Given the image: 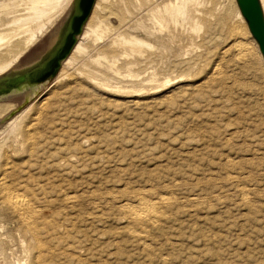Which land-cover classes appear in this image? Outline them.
<instances>
[{"label": "rangeland", "instance_id": "rangeland-1", "mask_svg": "<svg viewBox=\"0 0 264 264\" xmlns=\"http://www.w3.org/2000/svg\"><path fill=\"white\" fill-rule=\"evenodd\" d=\"M3 1L9 0H0ZM121 1L130 3V0ZM121 1L109 0L102 6L107 8V12L117 13L121 18L124 16L122 6H125ZM205 1L203 9H200L204 16L206 13L213 14L217 5L230 4V0ZM66 14L67 11L56 18L45 35L22 55L18 65L25 67L47 52L53 32ZM114 18L117 19V16ZM116 19H113V24L117 26ZM246 28L250 33L247 24ZM222 30L217 27L216 32L208 31V34H205V30L196 37L189 35L188 42H180V46L173 45L170 67L154 63L157 80L160 79L153 86L156 93L137 89L135 91L144 92L138 93L134 100L124 99L122 96L131 91L129 86L114 80L109 82L110 89L90 85L83 75L80 76L78 63L69 70L72 77L68 80L71 83L59 84L55 88L57 95L51 94L54 77L30 101L25 103V94L8 101L17 107L14 114L2 121L3 125L0 124L1 142L10 131L1 129L9 121L23 115L22 112L28 111L35 102L42 103L46 98H50L49 111L53 110L49 114H56L57 120L65 119L64 127L71 135L61 137L63 142L60 147L48 150L58 153L57 148L65 147L61 155L63 158L56 157L59 162L57 169L34 166L38 163L37 158L26 155L23 145L20 148L21 140L11 135L2 144L1 168L7 162L14 161L21 166V170L33 164L31 172L39 181L50 179L59 182L63 189L77 191L78 195H84L87 191L104 195L99 200H93L104 208V222L91 224L88 219H80L70 237L80 238L83 243L67 249L65 245L57 248L65 250L66 255L72 254L75 260L71 264H105L103 261H107L106 264H264V60L259 48L257 52L251 51L249 46L251 52L247 53L234 46L233 41L226 42L224 34L228 31ZM204 35H208V42L201 40ZM250 37L254 41L251 33ZM251 39L244 42L248 44ZM87 44L90 56H95L93 43ZM100 46L101 42L97 47ZM227 48H230V52L222 54ZM11 49L16 55L22 49V44H16ZM199 58L203 61L200 67L203 70L197 80L192 77V82L180 83L178 77L189 71L185 63L190 59L195 62ZM161 78H168L172 83L164 84L166 79ZM77 85L79 87H75ZM115 89L122 90L118 93ZM34 112L33 109L29 116ZM67 156H74L72 163L66 161ZM24 162L27 163L23 165ZM58 169L65 178L54 177ZM232 176L238 177L240 182L233 183L230 180ZM161 177L168 178L165 182L170 183L168 191L161 187ZM137 180L140 183H134ZM175 181L178 185L174 184ZM143 187L155 189L158 193L156 196L172 192L170 195L182 202L173 211L172 221L163 225L164 231L151 230L148 243L154 236L156 239L147 248L127 233L124 210H119L129 192ZM242 187L249 189V204L241 201ZM197 194L201 196L195 197ZM189 198L194 201L189 203ZM62 205L61 202L56 203L57 207ZM92 210V206H88L85 211ZM68 213L71 212H65L66 215ZM5 216L6 228L0 230V234L10 239L14 235L15 223L8 220L10 215ZM67 225L72 224L69 221ZM91 248H95L96 252L92 253ZM78 258L82 261H78Z\"/></svg>", "mask_w": 264, "mask_h": 264}, {"label": "bare ground", "instance_id": "bare-ground-1", "mask_svg": "<svg viewBox=\"0 0 264 264\" xmlns=\"http://www.w3.org/2000/svg\"><path fill=\"white\" fill-rule=\"evenodd\" d=\"M83 2L84 0H82V2L81 0H9L0 2V88H5L4 92L3 90L0 91V124H2V121L4 122L8 116L14 114L17 107L14 103L12 104L8 101H12L22 94H25V103L30 101L32 97L46 85V83L39 84L37 81H45L52 77L50 74L55 68L57 59H60L61 62L59 70L55 75L56 78L52 83V95H57L56 91L58 90H55L57 85L69 82L68 79L72 77L71 73L69 74V70L78 66L79 63V74L85 77L87 83L90 85H97L100 88L110 89V80L119 81L126 84L129 86L128 88L131 89V91H127V94L122 97L124 99L134 100L138 93L142 94L144 92L135 91L137 89L155 92V87L153 86L156 82H159L160 79L157 80V68H155L153 64L159 62L164 64V67H170L172 64L173 45L178 44V46H180V42H188L189 35H194L196 37V35L198 36L205 30H207L205 34H208V31L214 33L216 28L220 27L228 31L227 34H224L227 40L226 42L233 41V45L239 47L241 51H248L247 53H249V46L251 51L254 50L257 52L259 48L255 39L253 38V41L250 37V33L246 28L247 23L245 24V19L236 5L237 3H235L236 0H230L229 6L217 5L214 9L215 13H206L205 16L200 13V9L206 4L205 0H130V3L127 4L121 1L125 4V6H122L124 9V16L121 18L118 17L117 13L111 11L107 12V8L102 6L103 3L106 4L109 0H95L82 31L76 33L74 47L67 53L66 50L70 43L69 34L72 31L70 17L73 12L77 10L79 14H83L85 9ZM260 2L264 12V0H260ZM21 6L22 8H20ZM66 11L67 14L64 20L53 32L50 47L47 52L42 53V55L27 63L25 67L18 65L17 63L22 55L38 42L49 30V27L53 26L56 18L58 19V17L63 15ZM101 12H103L102 15H98V13ZM115 15L118 20L114 18ZM113 19L118 21L117 26L113 24ZM212 21H214V23H211ZM207 37L208 35H204L201 40L207 41ZM218 38L221 39L223 37ZM249 39H251V42L246 44L244 41ZM213 40L214 39H212V42ZM91 42L94 46L92 50H94V52L96 51L95 56H90L89 54V46L87 47L89 44L87 43ZM99 42H101V46L97 47ZM16 44H22V49L18 54L13 55L11 48ZM229 52L230 48H227L222 54H227ZM86 56L90 58L87 59ZM191 60L192 59H190V62L188 61L185 63L188 65L189 69L187 74L178 77L180 78V83L189 82L192 80V77H195L197 80V76H200L203 70L200 68L202 67L201 64H203L200 58L199 60L201 62L199 60H195V62L194 59L193 61ZM179 62L180 61H178V63ZM182 63V66H184V62ZM44 69H47V71L43 72ZM194 71H198V73H194ZM41 72L43 73L41 74ZM29 73H33L36 79L33 81L31 80V82L27 81L13 86H9L6 82H2L4 78H11L16 75ZM163 79L166 78H161V80ZM171 81L172 80L167 78L165 83H163L170 84ZM210 81H212V79H210ZM70 83L71 82H69V84ZM75 87L79 86L77 85ZM71 88L66 89L70 90ZM121 90L122 89H115L118 93H120ZM60 92H58V94ZM109 94L116 97L121 96L113 93ZM49 99L46 98L42 103L40 101L35 102L28 108V111L22 112L23 115H19L18 118L11 122L9 121L7 126H4L1 130H10L9 133H7V137H5L6 141L11 135L21 140V144L19 142V145L20 148L23 145L26 155H30L31 158H37L38 163L36 161L37 164L34 166H37V168L45 166L47 168L57 169L56 165L59 163L57 159L59 156L63 155L62 151H64L65 147L63 149L57 148L56 150H59L58 153H52L48 150L51 147H60L61 142H63L61 141V137H65L68 132L64 127V123H66L65 119L60 118L57 120V118H55L57 116L56 114H49V112L53 111H49L51 106ZM78 106H80V103ZM33 109L35 112L29 116V113L33 111ZM0 132L2 133V131ZM3 141H0V153L3 147ZM12 146L14 145L12 144ZM6 149L10 150L8 148ZM76 151L79 150L76 149ZM73 157L67 156L66 161L72 163ZM28 158L30 157L28 156ZM62 158L61 156V159ZM55 161L56 164L54 163ZM15 162L16 161L11 163L7 162L8 164H4V162L3 168L0 167V230L6 228L4 221L5 215H10L9 218L7 216L8 220H13L15 223V230H13L14 238L11 236L12 234H10V239H8V237L6 239L0 234V264H71L72 261L74 263L75 259H73L72 254L66 255L65 250L61 251L57 248L65 245L67 249L79 246L83 243L80 238L70 237L78 221L88 219L92 222L91 224H94L96 221L101 223L104 222V208L101 204L96 203L97 201H93L96 198H98V200L103 198L102 196L104 195L101 196L98 192L88 191H83L84 195H78L77 191H71L69 188L63 189L62 185L58 184L59 182L55 183L50 179L39 181L31 172V168L33 167L32 163V165L25 170H21V166H18ZM26 163L24 162L23 165ZM54 177L56 179L65 178L61 170H59L56 175L54 174ZM141 180L143 179L141 178ZM167 180V177H161L159 180V183L160 181L163 182L161 187H164V189L169 188L170 183H165ZM230 180L236 184L240 182L238 177L232 176ZM134 183L140 182L137 180ZM55 184L57 185L54 186ZM174 184L178 185L177 181H175ZM174 184L172 183V185ZM150 187H152V185H150ZM152 189L143 187L136 191L135 188V191H131L129 194H127V191L126 194L129 196L121 205L119 204V210H124L122 213H124L123 220L126 223L125 229L127 233L141 241L140 243L145 248L150 247L151 243L156 239L154 236V238L151 239V243H148V238L152 236L150 235L151 230L158 232L164 231L163 225L172 221L171 216L173 215V211L182 203L179 198L170 195L172 192H169L170 194L168 195L159 194L156 196L158 193L155 189ZM164 189L162 188V190ZM169 189H167V191ZM240 194L241 201L249 204V189L242 187ZM153 195L156 197H152ZM200 196V194L195 195V197ZM123 197H125V195ZM193 201L194 199L192 198L188 200L189 203ZM57 202H61L63 205L57 207ZM184 202L187 203L186 201ZM88 206H92L93 210L91 212L85 211ZM67 211L71 213L66 215L65 212L67 213ZM69 221L72 224L70 226L67 225ZM9 233L12 232L9 231ZM85 237L86 236H84V238ZM89 250L92 253L96 252L95 248ZM83 251L85 252V250ZM79 259L80 258H78V261L81 260ZM106 262L107 261H103L105 264Z\"/></svg>", "mask_w": 264, "mask_h": 264}, {"label": "water", "instance_id": "water-1", "mask_svg": "<svg viewBox=\"0 0 264 264\" xmlns=\"http://www.w3.org/2000/svg\"><path fill=\"white\" fill-rule=\"evenodd\" d=\"M94 2L95 0H84L83 3H84L85 9H84L83 14L82 13L79 14L77 10L76 12H73L72 16L70 17L71 18L70 24L72 27V31L69 34L70 43L66 50L67 53H69L74 47V44L76 42V33H80L82 31V28L91 13ZM236 3H237V6L243 18L245 19V22L247 23V26H248V29L251 35L253 36L257 44L259 45L260 52L264 59V12H263V8H262L260 0H236ZM56 61L57 63L55 65V68L50 74L52 75L51 78L55 77L60 67V62H61L60 59H57ZM46 71L47 69L43 70V72H46ZM43 72H41V74ZM51 78L45 81L40 80L37 82H39V84H44V83H47L49 80H51ZM35 79L36 77L33 75V73H29V74L16 75L11 78H4L2 79V82H6L9 86L10 85L13 86L15 84L25 83L27 81L31 82V80L33 81ZM2 90L4 92L5 88H0V91Z\"/></svg>", "mask_w": 264, "mask_h": 264}]
</instances>
